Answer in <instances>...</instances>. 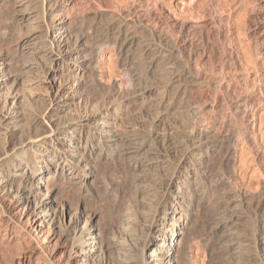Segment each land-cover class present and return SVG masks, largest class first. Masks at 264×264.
Instances as JSON below:
<instances>
[{"label": "bare ground", "instance_id": "1", "mask_svg": "<svg viewBox=\"0 0 264 264\" xmlns=\"http://www.w3.org/2000/svg\"><path fill=\"white\" fill-rule=\"evenodd\" d=\"M11 1L20 21L15 49L23 59L0 48V264H196L191 248L204 232V212L213 219L209 234L221 233L228 244L225 264H264V224L250 226L246 214L254 200L228 191L233 147L209 125L218 105H204L202 94L190 112L169 95L197 86L221 92L228 104L234 90L228 80L184 69L183 85L180 74L157 84L150 118L156 130L143 129L140 119L118 129L128 120L124 106L151 87L136 82L123 90L121 80L97 93L87 86L99 70L104 43H89L77 25L97 0ZM107 16L114 27V15ZM127 20L115 28L131 45L141 38ZM197 38L199 49L202 33ZM216 50L211 47L208 58L227 74V49ZM40 63L49 73L43 79L32 75ZM109 161L126 169L118 209L109 217L60 200L62 184L83 189ZM255 203L264 211V197Z\"/></svg>", "mask_w": 264, "mask_h": 264}, {"label": "rangeland", "instance_id": "2", "mask_svg": "<svg viewBox=\"0 0 264 264\" xmlns=\"http://www.w3.org/2000/svg\"><path fill=\"white\" fill-rule=\"evenodd\" d=\"M90 7L82 11L77 29L83 34L86 33L84 35L89 43H104V48L103 58L98 62L97 75L87 78L89 89L104 93L114 87L112 85L120 84L121 80L126 83L120 87L123 90L134 87L136 82L141 83V86L145 84L151 87L150 92L139 97L134 104L124 106L123 114L128 120L124 119L123 125L118 122V129H123L127 122L142 120L143 129L156 130L151 119L155 113L152 109L156 97L155 90L161 86L157 84L169 79L168 82H171L179 74L181 78L178 82H183L186 79L185 76L182 78L184 69L188 74L201 72L206 79L223 78V83L228 80L229 88L231 91L234 89L228 104L221 99V92L216 94L205 89L202 92L197 86L174 90L169 95L177 105L190 112L194 111V104L202 94L201 102L204 101V105H218L215 123L209 125H214L213 131L228 136V146L233 147V162L228 166V191H243L252 197L253 205L246 209V214L250 216L249 224H264V211L254 206L256 201L264 197V0H97ZM16 10L11 0H0V48L6 51L10 49L9 54L21 60V50L15 49L14 43L18 27L20 28ZM107 15H114V27L108 24ZM125 16L128 17L127 22L138 31L136 32L141 38L140 42L134 41L129 45L130 43L124 42V38L117 34L116 25ZM217 29L225 32L224 36L222 33L221 37L215 36ZM200 33L203 42L197 49V37ZM210 46L218 49V52L227 49V74L221 71L219 64L212 63L208 58ZM196 59L200 67L194 62ZM42 63L32 72L33 77L38 74L34 78L43 79L48 76L49 73L44 71ZM2 67L3 65H0V71ZM135 118L137 120H134ZM163 125L161 124L159 129L163 130ZM107 163L96 168L97 178L83 189L71 188L67 183H64L66 185L63 187L62 184L60 200L74 206L81 204L87 212L96 213L102 218L109 217L118 209L117 204L123 193L121 181L124 180L126 169L120 162ZM203 214L199 222L202 226L201 233L203 229L204 232L193 243L191 259L196 264H225L231 259L228 244L225 245L222 241L224 236L221 233H216L215 236L209 234L208 228L213 225V219L210 220L205 212Z\"/></svg>", "mask_w": 264, "mask_h": 264}]
</instances>
